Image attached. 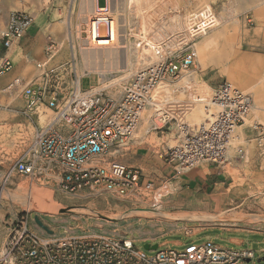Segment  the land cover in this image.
I'll use <instances>...</instances> for the list:
<instances>
[{
    "label": "built area",
    "instance_id": "obj_1",
    "mask_svg": "<svg viewBox=\"0 0 264 264\" xmlns=\"http://www.w3.org/2000/svg\"><path fill=\"white\" fill-rule=\"evenodd\" d=\"M106 5L98 11L107 12L109 0ZM97 13L91 20L96 19ZM11 14V24L0 32L5 48L32 24V16L26 11L13 10ZM187 19V39L178 41L177 36L167 35L164 41L149 47L150 52L154 51L151 61L127 72L116 83L103 86L98 76L95 85L82 89L80 76L74 75L65 82L54 78L57 72L50 70L26 82L12 79L6 89L17 88L25 98V109L36 115V129L13 162L12 171L55 182L62 193L81 198L106 201L132 197L137 201L151 184L140 182L139 171L115 157L128 145L143 109L153 104L154 117L160 122L155 129L175 134L176 142L158 154L175 174L200 162L224 165L235 130L244 123L253 100L249 93L227 80L215 87L201 79L181 83L196 66L194 42L217 25L210 8L189 13ZM101 25L106 27L104 36L108 35L107 23L96 22L97 37ZM57 48L56 40H48L46 51L50 55ZM11 65L3 55L0 74ZM165 86L171 89L169 98L162 97ZM197 103L203 105L206 116L201 122H190L188 117ZM39 107L52 112L44 124L39 123L36 113ZM253 127L257 129V125ZM233 148L237 155L243 154L241 145ZM107 156L114 158L106 160ZM82 192L85 194L79 195ZM6 232L0 264H241L254 256L251 250L211 239L182 248L165 247L163 243L148 253L130 237L90 233L86 229L68 234L42 228L39 233L30 227L25 211L7 225Z\"/></svg>",
    "mask_w": 264,
    "mask_h": 264
},
{
    "label": "rangeland",
    "instance_id": "obj_2",
    "mask_svg": "<svg viewBox=\"0 0 264 264\" xmlns=\"http://www.w3.org/2000/svg\"><path fill=\"white\" fill-rule=\"evenodd\" d=\"M127 1H133V4L128 5L126 11L123 10V0H111L108 7L107 12L115 18L117 28V53L112 59L102 55L96 62L83 63L82 51L87 46L84 41L89 36L88 21L84 29L86 36L80 27H76L75 40L78 41L74 45L82 60L79 69L75 68L77 76L97 71L106 73L108 80L110 75V78H119L130 69L141 67L152 59L150 50L146 51L145 41H152L151 38L160 35L169 26L183 25L189 13L195 14L202 8H210L217 20L216 27L207 33L223 31L218 39L219 48L229 40L235 60L242 56L252 60V78L264 75V64H260V60L264 59V15H258V11L264 9V0H253L250 6H245L244 2L248 0ZM104 4L105 0L97 2L98 6ZM98 33L105 34L106 27L99 26ZM55 39L62 50L66 46V35ZM143 61L145 63L141 64ZM208 65L206 74L202 72L199 75L192 70L190 78L197 81L201 76L207 85L212 86L225 80L231 82L221 62H208ZM96 83L97 74L92 73L82 79L81 88L87 89ZM155 107L143 109L130 139L132 144L124 146L115 157L136 168L140 173V182L151 184L150 190L143 191L137 201H133L132 197H113L106 201L81 198L62 193L55 182L12 171V163L31 139L34 128L29 126L27 132L22 129L12 135L9 130L0 128V152L10 153L12 162L11 167L8 166L10 169L0 177V222L7 226L25 211L30 227L39 233L42 228L68 234L86 229L90 233L130 237L142 249L145 243H166L165 247L182 248L189 243L211 239L225 246L251 250L253 258L241 264H264V261H257L264 256V139H261L264 136V112H258L257 116L249 112V124L252 126L254 123L257 129L243 127V140L236 145H241L244 151L242 155H237L234 148L230 151L235 156L233 163L226 165L229 175L226 183L213 193L197 195L180 190L176 182L178 174L168 172L169 167L158 155L165 143L170 146L174 141L171 132L155 129L160 125L153 114ZM42 108L37 111L43 110L50 119L52 112ZM202 109L205 112L203 105ZM188 119L195 123L203 120ZM111 158L114 157L107 156L106 160ZM83 194L85 192L79 195ZM148 211H152L151 216L146 215ZM215 217H223V220H215ZM231 237L241 238L243 242L236 245L230 242ZM174 240L181 244L176 246Z\"/></svg>",
    "mask_w": 264,
    "mask_h": 264
},
{
    "label": "crops",
    "instance_id": "obj_3",
    "mask_svg": "<svg viewBox=\"0 0 264 264\" xmlns=\"http://www.w3.org/2000/svg\"><path fill=\"white\" fill-rule=\"evenodd\" d=\"M248 1L250 5L254 3L253 0ZM97 2L98 0H0V32L11 24V13L13 10H24L32 16V24L23 31L20 37L13 38L8 48L3 47L0 37V58L5 55L10 59L12 64L8 71L0 74L1 129L9 130L11 135L15 131H22V129L27 132L29 126L36 129V125L34 124L36 115L25 109V98L23 94L17 88L8 90L6 86L14 78L26 82L31 79H37L42 71L47 72L49 70L57 72L53 75L54 78L59 77L65 82L74 77L76 75V66L78 68V65L79 67L82 65L80 54L76 53L77 50L74 45L78 41L75 40L76 27H80L82 34L86 36L84 29L88 19L97 13L98 8L108 6L106 5V0L103 6H98ZM110 2L111 0H109V4ZM260 14L264 15V9L258 11V15ZM120 25L122 27L124 26L123 24ZM222 33L223 31L220 30H215L210 34L206 32L202 35L201 39L198 38L199 40L195 41L194 46L197 62L193 71L199 75L203 74L202 72L206 74L209 69L208 62L219 61L223 64L224 71L228 74L231 83L241 89L240 85L246 86V84L244 85V80L240 75V66L242 65L248 68L249 72L252 73V60L245 56L235 60L234 50L229 40H226L223 43V47L219 48L218 39L222 37ZM61 35H66V46L62 50L58 47L56 49L57 55H50L46 51L48 40H56L55 38ZM104 35L106 33L100 36ZM119 35L124 36L125 34ZM66 57L69 58L66 60ZM227 62L230 63L227 64ZM260 64H264V59L260 60ZM92 73L97 74L98 79L99 72L91 71L80 75V83L85 76ZM258 77H260L258 84L262 89V94L254 101L253 96L249 93L253 100L251 111L255 116L260 111L264 112V75L261 74ZM258 77L256 79H259ZM189 79H191L189 75H184L181 82L185 83ZM199 79L206 82L201 76ZM209 86L215 87L216 85ZM161 90L162 97L169 98V96H172L169 86L162 87ZM255 106L257 109H255ZM153 114L156 115V112L154 111ZM37 115L39 123L43 122L44 117L38 113ZM205 115L204 111H191L189 118L192 120H201L204 119ZM243 127H251L248 119L235 130L236 133H234L232 145L227 151V164L218 166L213 163L200 162L187 171L179 172L176 182L180 190L185 193L191 192L192 194L206 195L222 187L229 176L226 165L232 164L235 156L230 151H234L233 147L236 146V142L243 140ZM171 134L175 143L174 131H171ZM129 144H132V142L129 141ZM166 146L169 145L165 143L162 149ZM9 156H11L10 153H5L4 150L0 152V177L10 169L8 166L13 164ZM169 169H167L168 172H173ZM5 230H7L6 223L0 222V248L7 238V232L5 233ZM230 242L239 245L243 240L238 237H231ZM173 244L178 245L181 243L174 240Z\"/></svg>",
    "mask_w": 264,
    "mask_h": 264
},
{
    "label": "bare ground",
    "instance_id": "obj_4",
    "mask_svg": "<svg viewBox=\"0 0 264 264\" xmlns=\"http://www.w3.org/2000/svg\"><path fill=\"white\" fill-rule=\"evenodd\" d=\"M123 3L125 4V8L123 10L126 11L128 8V5L133 4V1L128 2L127 0H123ZM244 3H245V5L250 6L249 1L248 2L245 1ZM95 18H94L95 19L94 21L91 20L93 18L88 20L89 36L84 41V43L87 46L82 51V58L84 59V63L89 62V61L96 62V59H98L102 55L105 56L106 59L107 58L112 59L113 57H115V55L117 53V50H116V47H117L116 46L117 45V28H116L115 18L112 15H110L108 12H104L103 10H99L98 13L96 14ZM96 22L100 23V24L101 23H107V28H108V35L107 36H100V37L96 36ZM188 23L189 22H188V19L186 17L183 20V25H181V26H177V25L169 26L162 33H160V35H157V36H154V38H151L152 41H145L144 45L146 46L145 47L146 51L148 52L150 50L149 49L150 46L153 47L155 44H158V43L164 41L167 35H170V37H172V35L177 36L178 41L182 37H185L187 39L188 35L186 34V31H188L187 30L189 27ZM194 45H195V42L193 44V47H194ZM194 50H195V47H194ZM153 56H154V51L151 50L150 58H152ZM144 63H145V61H143L141 64H144ZM97 66H98V64H97ZM92 67H93V65H92ZM132 70L133 69H130V71H128V72H131ZM239 72H240V75L242 76V79L244 80V85L246 84V86L240 85L241 89L243 91L245 90V92H247V93H250L253 96L254 101H256V99L258 97H260L259 95L262 94L261 93L262 89L258 84V82H260V77L257 76L259 79H256L257 77L252 78V76H251L252 73L249 72V69L242 66V65L240 66ZM98 74L100 76L99 77L100 83L103 86L114 83V82L116 83L117 80H119L125 76L124 75V76L119 77V78H110L111 77V75H110L109 79L106 80V78H107L106 73H101V74L98 73ZM154 107H155V104H153V106L147 107V108H154ZM42 109H44V108H42ZM255 109H257L256 106H255ZM251 110H252V108H251ZM192 111H203L202 105L197 103L196 106L193 107ZM36 113L40 114L42 117L45 116L44 121L41 122L40 124H44L46 122V120H48V115H45L43 110L41 111V109H39L38 111H36ZM197 114H198V112H197ZM247 117L245 118L244 122L247 120ZM253 125H254V123H253ZM253 125L251 127H253ZM138 212L139 211H137L136 213H138ZM140 213H142V212H140ZM145 213H146V215H150V216L152 215L151 214L152 211H148ZM119 216H121V215H116L115 217H119ZM212 218H214V217H212ZM215 220H223V217H217V218L215 217Z\"/></svg>",
    "mask_w": 264,
    "mask_h": 264
},
{
    "label": "water",
    "instance_id": "obj_5",
    "mask_svg": "<svg viewBox=\"0 0 264 264\" xmlns=\"http://www.w3.org/2000/svg\"><path fill=\"white\" fill-rule=\"evenodd\" d=\"M157 247H158L157 244H152V245H150L149 243H145V244L143 245V248L146 249V250H154V249H156ZM247 261H249V260L247 259L246 262H247ZM257 261H258V262H260V261H264V256L259 257V258L257 259Z\"/></svg>",
    "mask_w": 264,
    "mask_h": 264
}]
</instances>
